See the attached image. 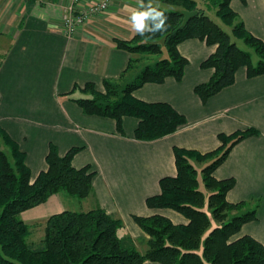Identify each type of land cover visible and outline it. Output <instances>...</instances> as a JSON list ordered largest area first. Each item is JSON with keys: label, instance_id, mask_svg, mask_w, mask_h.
Segmentation results:
<instances>
[{"label": "crops", "instance_id": "1", "mask_svg": "<svg viewBox=\"0 0 264 264\" xmlns=\"http://www.w3.org/2000/svg\"><path fill=\"white\" fill-rule=\"evenodd\" d=\"M230 6L245 19V28L264 42V0H232ZM133 9H138L137 0H113L105 13L70 35L61 25V0H0V127L26 154L32 179L46 168L49 144L60 155L81 148L72 165H89L96 173L82 210L98 207L118 217L125 234L141 242L147 236L133 216L159 213L175 224L184 222L173 211L145 205L148 197L159 193V180L176 174L173 147L206 153L218 146V134L253 127L260 135L234 146L214 176L235 179L229 202L258 201V220L244 225L241 233L264 244V75L248 79L240 69L232 86L203 104L193 88L209 80L212 71L200 68V63L214 47L196 39L180 43L177 50L188 60L182 80L167 78L133 93L145 102H166L186 118L176 133L152 142L133 139L136 119L123 118L120 135L113 120L86 116L64 98L75 85L93 83L102 91L104 80L119 79L129 54L118 49L114 39L128 41L136 35L129 23ZM72 202L54 195L21 218L37 228L50 216L71 210Z\"/></svg>", "mask_w": 264, "mask_h": 264}, {"label": "trees", "instance_id": "2", "mask_svg": "<svg viewBox=\"0 0 264 264\" xmlns=\"http://www.w3.org/2000/svg\"><path fill=\"white\" fill-rule=\"evenodd\" d=\"M203 1L215 9L216 17L230 29L233 38L253 49L259 57L255 65L251 54L240 49L195 1L152 0L154 7V3H162L178 9L158 7L167 16V31L155 36L146 33L145 37L136 33L128 41L114 39L116 47L129 54L119 79L104 80L102 91L93 83L75 85L64 98L75 103L86 116L113 120L120 135L123 118H134L137 125L133 139L152 142L176 133L186 125V118L166 102H145L133 93L145 84L161 85L167 78L182 80L188 60L177 50L180 43L196 39L214 47L200 63V68L212 71L209 80L193 88L203 104L232 86L240 69L248 79L263 76L264 42L237 21L238 15L230 6L232 0ZM183 11L195 13L185 24ZM163 50L166 57H162ZM152 57L156 60L151 63ZM134 70L135 76L127 81V75ZM77 92L79 96L74 95ZM258 135L253 127L220 133L218 146L206 153L173 147L176 174L161 178L159 193L148 197L145 205L154 211H173L184 222L175 224L159 213L133 216L147 236L145 249L140 253L129 238L118 235L124 228L122 220L98 207L86 212L65 210L50 216L45 221L42 240L38 245L30 243L31 230L21 214L54 195L62 194L75 202L86 200L93 192L96 173L89 165H72L81 148L73 147L60 155L56 146L49 144L46 168L32 179L26 154L0 127V264H264V244L241 233L244 225L258 220V204L247 208L249 203L229 202L227 194L234 188L235 179L214 176L234 146ZM197 167L206 193L199 188Z\"/></svg>", "mask_w": 264, "mask_h": 264}, {"label": "rangeland", "instance_id": "3", "mask_svg": "<svg viewBox=\"0 0 264 264\" xmlns=\"http://www.w3.org/2000/svg\"><path fill=\"white\" fill-rule=\"evenodd\" d=\"M193 1H195L196 3H197V5H198V7L200 8V9H202L204 12H205V14L214 22V23H216L218 26H220L224 31H226L230 36H231V32H230V29L227 27V26H225L221 21H220V19L219 18H217L216 17V14H215V9H212L211 7H208V6H206L205 5V3H204V1L203 0H193ZM157 6L158 7H160V8H162V9H165V10H178L176 7H173V6H168V5H166V4H162V3H160V4H157ZM235 9V8H234ZM236 10V9H235ZM237 21H245V19L242 17V15H240L239 13H238V18H237ZM231 39H232V41H234L236 44H237V46L240 48V49H242V50H244V51H247V52H249L250 54H251V56H252V63L255 65L257 62H258V60H259V57L255 54V52L253 51V49L252 48H250V47H248L247 45H245L242 41H239V40H236L235 38H233L232 36H231ZM164 51V50H163ZM162 57H166V53H163L162 54ZM155 60H156V57H152V59H151V63L152 62H155ZM135 74H136V70H134V71H132L130 74H128L127 75V77H128V79H127V81L128 80H131V78L132 77H134L135 76ZM75 96H79V93H75L74 94ZM260 135V134H259ZM258 135V136H259ZM258 136H253V137H258ZM198 168V180H199V188H200V190H202L204 193H206V191H205V188H204V186H203V184H202V181H201V173H200V167H197ZM76 201H79V200H76ZM73 204H72V207H70L71 208V210H73V211H75V212H86V211H84V210H82L83 208H86V204L84 203V202H72ZM258 204V201H252V202H250L249 204H248V207L247 208H252L254 205H257ZM206 211H207V209L206 208H204ZM89 210H91V209H89ZM88 211V210H87ZM258 216V215H257ZM44 224H45V222H44ZM38 226V225H37ZM30 227V226H29ZM43 227H44V225H39L37 228L36 227H30V230H31V236H30V238L28 239V241L30 242V243H32V244H34V245H38L39 244V242L42 240V237H43ZM259 229L260 228H254L253 229V231L254 232H258L259 231ZM126 233V230H124V228L123 229H121V230H119V232H118V235L120 236V237H123V238H125V237H127V238H129L131 241H132V243L136 246V248H137V250L140 252V253H143V251H144V249H145V241L144 242H141V240H135V239H133V238H131L130 236H128V235H126L125 234ZM141 246H143L144 247V249H141ZM147 263V262H146ZM145 263V264H146ZM153 264V263H152ZM155 264H158V263H155Z\"/></svg>", "mask_w": 264, "mask_h": 264}, {"label": "built area", "instance_id": "4", "mask_svg": "<svg viewBox=\"0 0 264 264\" xmlns=\"http://www.w3.org/2000/svg\"><path fill=\"white\" fill-rule=\"evenodd\" d=\"M61 25L67 34L85 25L91 18L105 13L113 0H61Z\"/></svg>", "mask_w": 264, "mask_h": 264}, {"label": "clouds", "instance_id": "5", "mask_svg": "<svg viewBox=\"0 0 264 264\" xmlns=\"http://www.w3.org/2000/svg\"><path fill=\"white\" fill-rule=\"evenodd\" d=\"M137 2L138 9L132 10L129 21L135 33L145 37L146 33L155 36L156 33L167 31V16L163 11L158 10V6H153L152 0H148L147 4L144 0H137Z\"/></svg>", "mask_w": 264, "mask_h": 264}, {"label": "water", "instance_id": "6", "mask_svg": "<svg viewBox=\"0 0 264 264\" xmlns=\"http://www.w3.org/2000/svg\"><path fill=\"white\" fill-rule=\"evenodd\" d=\"M183 14H184V21H183V23L185 24V23L187 22V20H188L192 15H194L195 13H190V12L183 11Z\"/></svg>", "mask_w": 264, "mask_h": 264}]
</instances>
